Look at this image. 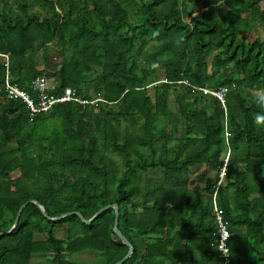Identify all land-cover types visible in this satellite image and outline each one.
Wrapping results in <instances>:
<instances>
[{
    "label": "trees",
    "instance_id": "obj_1",
    "mask_svg": "<svg viewBox=\"0 0 264 264\" xmlns=\"http://www.w3.org/2000/svg\"><path fill=\"white\" fill-rule=\"evenodd\" d=\"M258 25L264 0H0L12 82L35 96L32 81L44 77L50 94L71 87L87 101L31 115L7 97L0 56V232L28 202L0 235V264H80L73 256L87 250L115 264L128 251L113 231L114 208L89 224L77 215L52 221L32 199L52 217L86 219L117 203L134 245L122 264H223L212 246V195L226 123L230 163L217 199L232 232L230 264H264ZM195 87H227L225 106Z\"/></svg>",
    "mask_w": 264,
    "mask_h": 264
},
{
    "label": "built area",
    "instance_id": "obj_2",
    "mask_svg": "<svg viewBox=\"0 0 264 264\" xmlns=\"http://www.w3.org/2000/svg\"><path fill=\"white\" fill-rule=\"evenodd\" d=\"M0 56H3L5 58L4 64L6 66V73H5L4 87H5L7 97L12 98V99H20L24 101L27 107L30 109L31 115H35L42 111H48L53 107L55 103H58V102H64L67 100H77L81 103L87 102L86 100L80 99V97L75 94L74 90L71 87H66L63 94L59 96H54L50 94L47 89V82L45 78L40 77V76L36 77L32 81V84H31L32 90L35 93V96H34V94L31 93L29 90L12 82V75L10 73V68H9V56L8 54H3V53H0ZM195 89L202 90L204 93L213 94L225 106V97L228 91L227 87H221L220 89L215 90V91L210 90L209 88H206V87H195ZM230 135L231 133L226 123L225 124L226 153H225L223 166L219 173V179L217 181L215 191L212 195V212L214 216V221L217 226L216 239H215V242L217 244H219V240L221 238L219 234V230L221 228L226 229V231L229 232L232 236V232L229 229V221L226 217L225 210L223 209V207H221L217 199L218 189L221 186L226 176L227 166L230 163V160H229L230 152H231V149H230L231 147H230V142H229ZM227 248H228L227 257L217 250L219 253V257L223 261V264H230L231 262V250L229 246V239L227 240Z\"/></svg>",
    "mask_w": 264,
    "mask_h": 264
},
{
    "label": "water",
    "instance_id": "obj_3",
    "mask_svg": "<svg viewBox=\"0 0 264 264\" xmlns=\"http://www.w3.org/2000/svg\"><path fill=\"white\" fill-rule=\"evenodd\" d=\"M32 202L36 203L37 206L41 209L43 215L48 218L49 220H52V221H55V220H59L63 217H66V216H70V215H77L84 223L86 224H89L91 223L95 218H97L102 212L110 209V208H114L115 210V220H114V226H113V231L120 237V239L128 246V251L127 253L124 255V257L117 263L115 264H122L126 259H128L131 254L133 253L134 251V245L131 243V241L123 234V232L119 229V205L117 203H113V204H108L102 208H100L91 218L89 219H86L83 214L80 212V211H69V212H66L64 214H61L59 216H50L47 211L45 210V207L39 203L37 200H34L32 199L31 200ZM28 202H25L19 209L18 213H17V216L15 218V221H14V225L12 226V228L8 231H5V232H0V235H3V234H8L10 233L15 227L16 225L18 224V221H19V218H20V214H21V211L23 210V208L27 205Z\"/></svg>",
    "mask_w": 264,
    "mask_h": 264
},
{
    "label": "clouds",
    "instance_id": "obj_4",
    "mask_svg": "<svg viewBox=\"0 0 264 264\" xmlns=\"http://www.w3.org/2000/svg\"><path fill=\"white\" fill-rule=\"evenodd\" d=\"M256 103L264 108V90H260L256 97H255ZM255 124L257 126H264V114H257L255 116V120H254ZM219 234H220V240H219V244H217L215 241L213 242V247L216 248V250L220 251L224 256H228V248H227V240L230 239L231 234L229 232L226 231V229L221 228L219 230Z\"/></svg>",
    "mask_w": 264,
    "mask_h": 264
},
{
    "label": "crops",
    "instance_id": "obj_5",
    "mask_svg": "<svg viewBox=\"0 0 264 264\" xmlns=\"http://www.w3.org/2000/svg\"><path fill=\"white\" fill-rule=\"evenodd\" d=\"M34 238L36 240H44L46 237L42 233H35ZM75 257H77L78 259L75 260L78 261L80 264H106V261L103 257L97 255L96 252L90 250L80 252L79 254L73 256V258ZM32 264H50V263L47 261L46 258L39 257L36 258V260H34Z\"/></svg>",
    "mask_w": 264,
    "mask_h": 264
},
{
    "label": "rangeland",
    "instance_id": "obj_6",
    "mask_svg": "<svg viewBox=\"0 0 264 264\" xmlns=\"http://www.w3.org/2000/svg\"><path fill=\"white\" fill-rule=\"evenodd\" d=\"M196 4H199V2H196ZM35 9H39L38 7H32V9L31 10H35ZM44 14H49V12H47V11H45V12H43ZM253 32L254 33H256L257 35H258V37L261 39V40H264V27H262V26H260V25H258L254 30H253ZM151 43H152V41H149L148 43H147V46H146V49L147 50H151L152 49V45H151ZM36 47L37 48H39L40 47V44L39 43H36ZM39 55H40V53H39ZM156 69H157V78L156 79H160V80H162V79H164L165 77H164V69H163V67L161 66V64L159 63V64H157L156 65ZM46 80V82H48V80L47 79H45ZM156 83V81L155 82H152L149 86H151L152 84H155ZM151 94H152V92H150ZM151 175H159V172H157V171H153V170H150V172H149ZM195 178V177H194ZM42 237V236H41ZM73 259H77V257H75V258H73ZM78 260V259H77Z\"/></svg>",
    "mask_w": 264,
    "mask_h": 264
}]
</instances>
